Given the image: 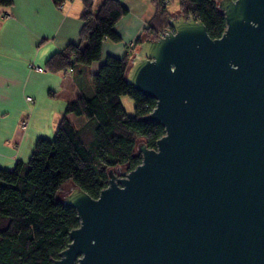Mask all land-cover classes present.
Instances as JSON below:
<instances>
[{
	"label": "water",
	"instance_id": "water-1",
	"mask_svg": "<svg viewBox=\"0 0 264 264\" xmlns=\"http://www.w3.org/2000/svg\"><path fill=\"white\" fill-rule=\"evenodd\" d=\"M220 38L182 14L146 38L127 82L165 135L98 198L72 185L80 226L53 264H264V0H220Z\"/></svg>",
	"mask_w": 264,
	"mask_h": 264
},
{
	"label": "trees",
	"instance_id": "trees-1",
	"mask_svg": "<svg viewBox=\"0 0 264 264\" xmlns=\"http://www.w3.org/2000/svg\"><path fill=\"white\" fill-rule=\"evenodd\" d=\"M53 1L60 5L64 0ZM83 1L79 41L52 54L46 61L48 71L92 65L100 61L105 41L122 40L116 24L129 9L119 0H103L99 5ZM153 2L154 16L132 50L171 28L172 13L160 0ZM12 4L13 0H0L1 6ZM179 7L185 18L200 20L211 38L225 32L226 19L217 0H179ZM135 53L108 55L93 75V93L67 103L53 138H38L28 161L19 160L11 169L0 167V264H53L71 242V230L80 226L76 210L59 197L63 186L71 183L98 198L108 186L110 169L129 172L142 163L136 150L139 139L153 149L165 135L160 123L143 120L156 107V100L127 82ZM123 96L134 101V115L124 109ZM70 114L85 117L86 124L77 129ZM35 201L49 202L53 208L42 211L39 204L36 210Z\"/></svg>",
	"mask_w": 264,
	"mask_h": 264
},
{
	"label": "crops",
	"instance_id": "crops-1",
	"mask_svg": "<svg viewBox=\"0 0 264 264\" xmlns=\"http://www.w3.org/2000/svg\"><path fill=\"white\" fill-rule=\"evenodd\" d=\"M92 1L99 5L103 0ZM119 1L129 9L116 24L122 40L105 41L100 61L59 72L48 71L46 61L79 41L84 1L64 0L56 5L53 0H13L11 6L0 5L1 168L11 169L17 161L30 158L38 138H53L67 103L93 93V75L108 55L122 57L135 51L132 47L154 16L155 4L153 0ZM23 120L25 128L20 126ZM86 122L74 126L78 129Z\"/></svg>",
	"mask_w": 264,
	"mask_h": 264
},
{
	"label": "rangeland",
	"instance_id": "rangeland-1",
	"mask_svg": "<svg viewBox=\"0 0 264 264\" xmlns=\"http://www.w3.org/2000/svg\"><path fill=\"white\" fill-rule=\"evenodd\" d=\"M219 1L220 0H217V2H219ZM167 8L172 12V16L173 17L174 16H178L180 14L179 0H171L169 6ZM138 49H139V46L136 48L135 52H137ZM121 101H122V105H123L124 109L126 110V112L129 115H134L135 114L134 101L128 96H123L121 98ZM71 117L73 118L71 120H72V122H73V124L75 126L78 124V122L80 120H86L85 117H83V116H75V115L72 114ZM142 142H143V140L139 139L137 144H140ZM28 160H29V158L26 161H28ZM123 170H124V168H122L120 171H123ZM71 189H72V184L71 183H66L63 186L62 191L59 194V197L61 199H64L65 196L68 195L71 192ZM39 204H42V205L39 206V208L42 211L48 210L49 207L53 208V205L50 204L49 202H46V201H35L34 205H33L34 209L37 210V207H38ZM43 204H46V205H43Z\"/></svg>",
	"mask_w": 264,
	"mask_h": 264
},
{
	"label": "built area",
	"instance_id": "built-area-1",
	"mask_svg": "<svg viewBox=\"0 0 264 264\" xmlns=\"http://www.w3.org/2000/svg\"><path fill=\"white\" fill-rule=\"evenodd\" d=\"M160 1L164 4V6L168 7L169 4H170V1H171V0H160ZM166 32H167V31H166ZM166 32H165V33H166ZM26 99H27L28 102H31V103L34 102L33 99H32L31 97H27ZM20 126H21V128H25V127H26V121L23 120V121L21 122Z\"/></svg>",
	"mask_w": 264,
	"mask_h": 264
}]
</instances>
